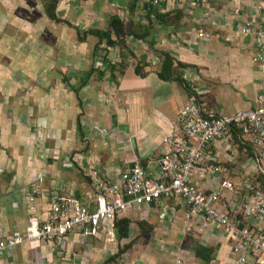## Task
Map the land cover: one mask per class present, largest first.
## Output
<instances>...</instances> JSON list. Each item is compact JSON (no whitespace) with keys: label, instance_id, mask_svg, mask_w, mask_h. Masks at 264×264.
<instances>
[{"label":"crops","instance_id":"0c3cea01","mask_svg":"<svg viewBox=\"0 0 264 264\" xmlns=\"http://www.w3.org/2000/svg\"><path fill=\"white\" fill-rule=\"evenodd\" d=\"M228 12L229 5L221 2L57 0L55 15L68 26L49 19L41 0H0V229L23 228L30 186L39 188L35 211L42 216L52 187L71 186L85 201L89 169L106 178L133 162L154 169L174 114L190 98L223 113L255 106L264 93V74L253 64L250 36L239 30H264V0H242L237 16ZM112 16L125 24L126 33L112 46L99 42L91 55L97 38L86 35L78 42L75 28L106 30ZM160 51L173 59L170 80L157 76ZM137 64L142 76L134 73ZM120 124L126 131L118 129ZM212 150L227 164L259 173L255 162L246 160L251 148L241 129L228 131ZM167 205L133 208L119 218L148 224L158 218L168 231L180 218ZM212 229L184 233L180 220L185 240L195 236L203 246L214 240L210 262L230 264L225 236ZM221 241L227 249L216 257ZM179 251L183 264L188 250ZM91 252L87 238L68 235L3 251L0 264H88Z\"/></svg>","mask_w":264,"mask_h":264},{"label":"built area","instance_id":"2783aa9c","mask_svg":"<svg viewBox=\"0 0 264 264\" xmlns=\"http://www.w3.org/2000/svg\"><path fill=\"white\" fill-rule=\"evenodd\" d=\"M158 1L173 5L221 2L229 5L228 15L234 17L242 0H150ZM239 34L250 36L253 64L264 74V30L243 26ZM237 129L247 134L251 156L246 160L252 159L264 174V93L257 96L255 106L231 113L193 97L174 114L162 141L165 150L153 159L154 169L133 162L120 166L111 178L89 169L86 200H80L71 186L52 187L46 190L47 209L42 216L35 211L39 188L30 186L24 199L25 225L0 229V253L25 242L53 243L68 235L111 241L124 211H148L167 201L165 208L171 215L180 213L184 233L219 228L229 245L230 264H264V190L255 178L257 173L221 161L212 150L216 141ZM181 262L176 256L174 264Z\"/></svg>","mask_w":264,"mask_h":264},{"label":"rangeland","instance_id":"374dc122","mask_svg":"<svg viewBox=\"0 0 264 264\" xmlns=\"http://www.w3.org/2000/svg\"><path fill=\"white\" fill-rule=\"evenodd\" d=\"M44 40V35L41 36ZM92 45V44H91ZM90 45V47H91ZM95 44L92 46L94 47ZM91 49V55L94 53L95 49ZM89 65H92V61L89 60ZM202 81L207 82L204 76L201 77ZM113 142V140H110ZM251 160H248L250 163ZM176 215L180 218V213L177 212ZM130 217H138L137 215L129 214ZM156 220L157 222L149 223L147 226H144L145 231L138 233L135 230L132 231L129 237L125 239L117 240L115 237L111 241L103 239H90L87 238L88 244L92 250V256L88 258V264H131L134 262L136 264H174V259L177 255H180L179 247L188 250L183 252L184 262L183 264H205L200 262L197 258L193 256L191 247L195 245L196 238L193 236L192 241L185 240V238L180 234V219L175 218L171 223V228L167 231L164 224L158 223V218H152V221ZM212 229V227H211ZM219 229V228H217ZM213 230V229H212ZM167 231V232H166ZM194 233H198L196 230H193ZM215 245V241H207L206 245ZM216 246V245H215ZM222 246V247H221ZM221 248L217 250L216 257H219L222 254V251L227 249V244L221 241ZM16 247V246H15ZM115 251H123L111 262H106L107 258L111 256ZM214 254V253H212ZM207 264H216L210 261L213 260L211 256Z\"/></svg>","mask_w":264,"mask_h":264},{"label":"trees","instance_id":"16d2710c","mask_svg":"<svg viewBox=\"0 0 264 264\" xmlns=\"http://www.w3.org/2000/svg\"><path fill=\"white\" fill-rule=\"evenodd\" d=\"M44 12L46 16L55 21V22H64L68 26H70L69 22L59 19L55 15V7L57 0H41ZM126 33L125 24L119 21L115 16H112L109 20V25L106 30L88 28L84 30H79L75 28V35L76 40L82 41L86 35H93L97 38L96 44L94 45L93 49L97 47V44L101 41H104L107 46H112L117 44L120 41V38ZM119 39V40H118ZM161 55V62L160 68L157 72L158 78L162 80H170L174 77V67H173V59L166 51H160ZM178 66H181V63H176ZM134 73L142 76L143 73L139 70L138 64L134 67ZM80 83H82L80 81ZM250 154V151L247 154L243 155L239 160L243 161L247 155ZM258 180L260 187L264 190V174L258 173L255 177ZM147 226L148 223L146 221H139V220H131L128 217H121L118 218L115 223L114 233L117 239H123L128 237L129 229L132 227L133 230L138 232L139 234L145 231L144 226ZM190 241H192L190 239ZM189 244V242H188ZM193 252V256L197 258L200 262L205 264L209 263L208 261L211 258L213 250L215 247L212 246H203L200 244H195L190 246ZM123 251H115L111 256H109L106 262H111L115 259L119 254ZM107 264V263H106Z\"/></svg>","mask_w":264,"mask_h":264},{"label":"water","instance_id":"95a60500","mask_svg":"<svg viewBox=\"0 0 264 264\" xmlns=\"http://www.w3.org/2000/svg\"><path fill=\"white\" fill-rule=\"evenodd\" d=\"M118 129H119V130L126 131V126H125V125H122V124H120V125H118ZM130 143H131V145H132L133 149H135L134 140H133V138H132V137L130 138Z\"/></svg>","mask_w":264,"mask_h":264}]
</instances>
